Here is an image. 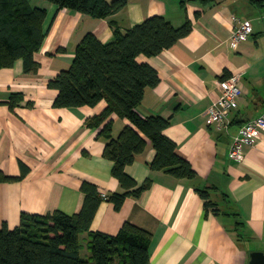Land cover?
Wrapping results in <instances>:
<instances>
[{"label": "crops", "instance_id": "obj_1", "mask_svg": "<svg viewBox=\"0 0 264 264\" xmlns=\"http://www.w3.org/2000/svg\"><path fill=\"white\" fill-rule=\"evenodd\" d=\"M29 1L46 10L45 37L33 54L37 71L24 73L20 59L0 69V170L14 177L0 182V226L19 225L22 213H78L84 181L101 196L122 191L111 174L113 162L103 154L100 127L87 125L106 103L55 107L57 91L48 82L70 66L86 33L107 43L113 38L110 21L124 33L161 15L175 27L189 20L191 30L157 55L137 56L159 77L145 89L137 111L169 119L163 134L195 177L151 170L155 149L146 139L145 150L125 171L138 184L149 178L151 185L139 197L125 198L119 209L103 198L90 229L112 235L128 221L147 230L149 264H249L251 252L264 253V137L244 149L241 161L228 157L239 126L264 110V0H127L123 9L102 19ZM233 16L252 23L250 36L234 48L228 41ZM235 73H241L242 93L227 129L218 130L204 113L219 94V78ZM12 93L22 99L10 109L6 102ZM111 119L114 137L130 124L115 113ZM198 189L207 191L216 212L205 208ZM79 237L86 240L87 232Z\"/></svg>", "mask_w": 264, "mask_h": 264}, {"label": "trees", "instance_id": "obj_2", "mask_svg": "<svg viewBox=\"0 0 264 264\" xmlns=\"http://www.w3.org/2000/svg\"><path fill=\"white\" fill-rule=\"evenodd\" d=\"M44 1L98 19L110 17L127 3V0ZM45 17L46 10L31 5L29 0H0V69L11 67L20 59L24 73L37 71L39 66L33 54L45 37ZM110 24L113 38L102 43L92 33H86L75 48L70 66L60 70L48 86L57 91L55 107H94L102 101L106 103L99 114L87 120V125L100 127L99 136L105 141L103 154L113 162L111 174L122 188L106 198L119 209L125 198H137L151 185L149 178L138 184L125 171L135 156L145 150L146 139L155 149L151 170L164 171L179 179L195 177L190 163L177 154L176 144L163 134L169 119L159 115L142 117L137 111L145 89L159 81L156 70L146 62H138L137 56L151 57L170 48L190 32L191 22L175 27L163 16L152 15L124 33L114 22ZM21 99V94L12 93L6 103L13 109ZM113 113L130 123L116 137L112 135ZM21 165L26 173L27 168ZM10 180L14 177L0 170V182ZM80 189L84 201L78 213L69 215L59 210L45 215L22 213L19 225L9 228L3 223L0 264H85L80 255L82 231L87 232L91 264H149L150 232L128 221L112 235L91 230L94 213L103 197L92 183L84 181ZM198 191L205 208L216 212V204L208 199L207 191Z\"/></svg>", "mask_w": 264, "mask_h": 264}, {"label": "built area", "instance_id": "obj_3", "mask_svg": "<svg viewBox=\"0 0 264 264\" xmlns=\"http://www.w3.org/2000/svg\"><path fill=\"white\" fill-rule=\"evenodd\" d=\"M234 27L229 36V45L234 48L237 44L246 40L252 31V23L249 19H240L233 16ZM241 73L231 74L226 78H219L217 87L218 96L205 110V116L209 124L218 130H226L229 125V115L237 106L241 96ZM264 137V110L256 117L245 121L239 126L232 136L229 149V159L239 162L243 159L244 149L252 146ZM103 198L106 196L103 194Z\"/></svg>", "mask_w": 264, "mask_h": 264}, {"label": "rangeland", "instance_id": "obj_4", "mask_svg": "<svg viewBox=\"0 0 264 264\" xmlns=\"http://www.w3.org/2000/svg\"><path fill=\"white\" fill-rule=\"evenodd\" d=\"M86 242H87V238L85 240L83 239V237H80V244H81L80 255L82 259L85 261V264H91L90 251L86 246Z\"/></svg>", "mask_w": 264, "mask_h": 264}, {"label": "water", "instance_id": "obj_5", "mask_svg": "<svg viewBox=\"0 0 264 264\" xmlns=\"http://www.w3.org/2000/svg\"><path fill=\"white\" fill-rule=\"evenodd\" d=\"M249 264H264V253L263 252H251Z\"/></svg>", "mask_w": 264, "mask_h": 264}, {"label": "bare ground", "instance_id": "obj_6", "mask_svg": "<svg viewBox=\"0 0 264 264\" xmlns=\"http://www.w3.org/2000/svg\"><path fill=\"white\" fill-rule=\"evenodd\" d=\"M240 98V97H239ZM239 100V99H238ZM237 103H238V101H237Z\"/></svg>", "mask_w": 264, "mask_h": 264}]
</instances>
